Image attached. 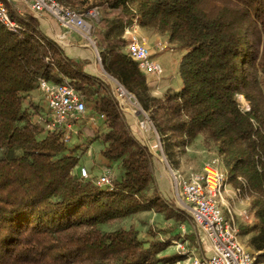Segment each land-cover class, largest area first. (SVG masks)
I'll list each match as a JSON object with an SVG mask.
<instances>
[{
	"label": "trees",
	"instance_id": "1",
	"mask_svg": "<svg viewBox=\"0 0 264 264\" xmlns=\"http://www.w3.org/2000/svg\"><path fill=\"white\" fill-rule=\"evenodd\" d=\"M56 1L70 8L74 2ZM93 6L101 12L93 41L103 71L147 112L168 161L198 135L213 147L232 187L252 197L253 223L239 232L254 233L249 251L264 264V0H101ZM10 15L18 31L0 26V264L151 263L167 241L144 242L133 228H99L163 201L150 190L149 149L134 137L107 79L67 58L34 17ZM133 21L184 52L178 90L151 94L125 50L124 29ZM39 78L68 79L92 113L103 115L100 155L119 164L110 187L80 179L75 150L33 121L36 107L24 101ZM173 208L167 214L181 221Z\"/></svg>",
	"mask_w": 264,
	"mask_h": 264
},
{
	"label": "built area",
	"instance_id": "2",
	"mask_svg": "<svg viewBox=\"0 0 264 264\" xmlns=\"http://www.w3.org/2000/svg\"><path fill=\"white\" fill-rule=\"evenodd\" d=\"M20 7H28L35 16L49 17L65 31L78 34L81 39L87 41L99 62L98 52L91 38V27L85 22L82 14L56 0H0V26L8 32L18 31V23L11 17L10 8L17 16H20ZM93 12L90 10L88 14L93 16ZM138 28L137 22L133 21L124 29V36L127 39L126 53L137 64L141 72L158 79L163 70L157 62L152 60L146 39L138 37ZM63 38L64 35L60 34L57 41L61 42ZM154 47L157 52L164 49L159 41ZM103 75L111 84V93L119 111L133 116L138 130L144 137H153L154 143L147 148L150 153H158L167 171L176 206L191 218L195 227L203 235L202 256L192 251H184L187 264H260L256 262L254 254L239 239L234 216L238 214L247 218L246 210L235 213L226 201V197H233L242 204L248 200V196L244 200L238 199L241 191L231 187L227 182V176L221 169L219 159L217 157L208 159L199 172L189 171L185 174L172 167L167 161L160 139L147 112L139 105L135 96L120 83L104 71ZM36 89L42 95L46 111L34 115L33 121L42 125L45 132L58 133L60 142L67 144L79 133L82 118L86 112L83 97L66 78L60 82L39 78ZM239 98L242 99L241 96ZM240 106L245 111L249 110L246 102ZM101 119H103L102 114L86 116L88 124H96L97 120ZM74 173L82 180L92 179L95 185L106 187L112 185L114 176V171L110 167H103L95 178L90 176L88 169L84 166H77Z\"/></svg>",
	"mask_w": 264,
	"mask_h": 264
},
{
	"label": "rangeland",
	"instance_id": "3",
	"mask_svg": "<svg viewBox=\"0 0 264 264\" xmlns=\"http://www.w3.org/2000/svg\"><path fill=\"white\" fill-rule=\"evenodd\" d=\"M100 1L101 0H74L73 5L71 6L73 10L83 15L85 22L91 27L90 33L92 40L94 37V27L101 18L100 9L93 5ZM90 10L94 11L93 16L88 14V11ZM10 11L15 14L12 8H10ZM24 16L31 15L24 14ZM157 35V41L163 44L164 49L161 52L151 54V58L153 61L157 62L161 66L163 72L161 77L158 79L150 75V77L148 76L149 78L147 79V81L151 85L152 95H159L166 89L178 90L180 88L181 80L178 72V64L184 53L182 50L178 49L176 44L170 43L165 35L159 33H157ZM143 37L148 38L149 34H145ZM81 41L82 43L88 45L87 41L83 39H81ZM95 45L96 44L94 43V46ZM95 48L97 50L96 46ZM90 49L93 51L91 47ZM99 74L100 76L98 78H100L101 81L106 80V77L103 75L102 71L100 72L99 70ZM91 91H94L93 87L91 88ZM103 93L105 92H98V94ZM31 95L34 99V102L31 101V98H26L24 101L25 105L28 103L31 105V107H36L38 113L45 112L46 106L43 102L41 93L37 89H33L31 91ZM36 102L38 103L37 105L35 104ZM238 102L242 106L245 104L243 98L241 100L240 98H238ZM85 108L86 112L85 115H83L82 124L80 126V130L77 137H72L71 140L67 144H65V147H67V149L75 150L74 154L78 157L77 166L86 167L92 178H95L96 174L99 173L103 167L112 168L114 171V175L116 176L119 171V164L107 162L100 155V150L102 149L101 137L102 133L106 131V128L104 127V130H101L100 132L98 126H101L102 123L99 122L98 126L93 124H87L86 116L92 111L90 109V106L86 102ZM174 152L175 154L171 161H167L172 167L178 170L180 169L179 171L185 174L189 172V169L187 167H192L194 171L199 172L201 167L208 159L214 157L218 158L217 152L213 149L212 146H203L201 135H198L193 140L189 141L186 146H182L179 149H175ZM156 154L158 155V153ZM165 172L167 173L166 169ZM226 176L227 182H229L230 186L232 187V183L229 181V175L226 174ZM164 179L165 188L163 190L164 185L161 187L160 183L159 187H161V191L158 189V185L156 184L153 177L150 181V190L157 191L161 195V199L163 200L159 202V206L157 209L138 212L113 224H100L99 228L105 232L113 231L120 228H133L137 232L139 239H141L142 241H158L163 238L164 234L171 232V229L173 228V226H176V223L180 222V220H176L174 216L170 217L167 214V210L165 208H169L170 206L178 210L177 213L181 217V219L186 224L190 225L191 223L189 216L175 204L172 192L169 187L168 175ZM246 196H248V200H245L242 204L238 202L236 198L233 197H226V201L228 205L234 209L235 213H238L243 209H245L247 212V218H243L242 216L235 214L234 219L238 228L239 239L249 250L248 241L254 233L251 232L248 234H240L239 232L240 227L247 228L253 223L252 216L248 212V207L250 206L252 197L248 194L240 192V196L238 199L244 200ZM223 210L225 211V208H223ZM199 245L201 246V242L199 243ZM156 258L157 256L152 262H156Z\"/></svg>",
	"mask_w": 264,
	"mask_h": 264
},
{
	"label": "crops",
	"instance_id": "4",
	"mask_svg": "<svg viewBox=\"0 0 264 264\" xmlns=\"http://www.w3.org/2000/svg\"><path fill=\"white\" fill-rule=\"evenodd\" d=\"M24 14L31 15L37 20V25L39 30L48 38L53 39L63 50L64 55L81 64L83 71L86 74H89L94 77H99V70L103 72L101 64L97 61L95 57V53L90 49V47L84 43H82L81 38L78 34L74 32H67L64 29L60 28L58 24L51 18L46 16H35L28 7H20V16H24ZM63 34L64 38L61 42L57 41V37ZM145 34H149L148 38H144ZM137 35L139 38L146 39L147 47L149 48L151 54L157 53L155 50V43L157 41V33L149 30L147 28L139 27L137 30ZM146 75L147 79L151 76ZM28 99L31 98V101L34 102V99L31 95V92L28 93ZM38 104L37 102L35 103ZM97 115L96 113H90L87 116ZM125 121L130 126L131 132L134 137L140 142L146 145H152L154 143V139L152 136L144 137L141 132L138 130L135 119L129 113L123 114ZM100 121L97 120L96 125ZM101 123V122H100ZM88 124V123H87ZM79 126V125H78ZM98 129L103 131L104 126H98ZM203 167V166H202ZM201 167V169H202ZM189 171H194L192 167H187ZM200 169V171H201ZM180 170V169H179ZM151 172L152 177L158 185V189L161 191V187L165 184V177H167V173L165 172L164 165L160 161L159 156L156 153H151ZM98 174V173H97ZM96 174V175H97ZM161 183V187L160 186ZM170 187V181H169ZM165 185L163 187V190ZM171 190V187H170ZM190 225L186 224L183 220L176 223V226H173L171 232L164 234L163 238L159 241H167V246L163 251H161L158 255L156 262H151L149 264H175L179 262V264H187L186 256L184 255V251H192L198 256H202V250L199 243L201 242L203 235L202 233L195 227L191 218ZM183 249V250H182ZM178 255L175 260L168 261L163 258L172 257ZM163 259V260H162Z\"/></svg>",
	"mask_w": 264,
	"mask_h": 264
}]
</instances>
